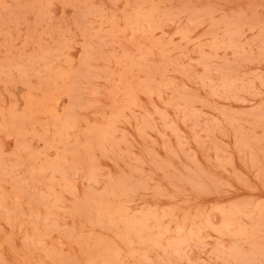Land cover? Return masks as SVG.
I'll list each match as a JSON object with an SVG mask.
<instances>
[{"label": "rangeland", "instance_id": "1", "mask_svg": "<svg viewBox=\"0 0 264 264\" xmlns=\"http://www.w3.org/2000/svg\"><path fill=\"white\" fill-rule=\"evenodd\" d=\"M0 264H264V0H0Z\"/></svg>", "mask_w": 264, "mask_h": 264}]
</instances>
